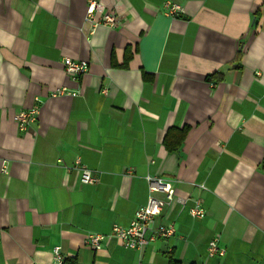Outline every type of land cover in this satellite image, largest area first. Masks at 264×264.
<instances>
[{
    "label": "crops",
    "instance_id": "obj_1",
    "mask_svg": "<svg viewBox=\"0 0 264 264\" xmlns=\"http://www.w3.org/2000/svg\"><path fill=\"white\" fill-rule=\"evenodd\" d=\"M85 8L0 0V264H57L56 246L77 264H264V0H97L117 23L94 30ZM64 57L86 72L72 79ZM146 175L185 199L156 219L174 234L93 250L86 235L146 204ZM213 237L224 255H207Z\"/></svg>",
    "mask_w": 264,
    "mask_h": 264
},
{
    "label": "built area",
    "instance_id": "obj_2",
    "mask_svg": "<svg viewBox=\"0 0 264 264\" xmlns=\"http://www.w3.org/2000/svg\"><path fill=\"white\" fill-rule=\"evenodd\" d=\"M96 6L97 0H86L84 20L92 27V30L99 25L108 27L115 26L117 23L116 17L110 13H102L98 18H95ZM179 11L180 8L178 5H170V12L172 14H176ZM61 62L65 73L74 80L86 72L88 68V62L83 59L64 57ZM103 92H106V90H103ZM52 94L77 95V91H71L67 89V87L62 86L54 90ZM38 112L39 108L37 106L21 109L15 116L18 129L20 131H26L28 126L37 119ZM74 168L79 172L80 181L82 183H93L96 180L91 170L80 163L79 158H76ZM1 170L4 173L7 172L5 164H3ZM145 179L148 183V190L150 192L146 204L135 210L133 218L127 226L114 223L111 228V233L108 235L100 233L86 235V242L93 250L100 249L105 240L111 236L117 238L124 247L135 249L149 242H153L157 238H168L174 234L175 229L172 223L156 224V219L160 216L166 205L174 200L184 205L185 199L175 196L174 185L170 180L152 175H146ZM155 192H161L163 196L157 197L153 195ZM188 212L192 217H201L205 213L204 209L198 204L190 207ZM218 241V237H213L208 242L207 255L209 257L224 255L226 249L220 246ZM53 256L57 264L62 263L63 258L60 254L59 246L54 247Z\"/></svg>",
    "mask_w": 264,
    "mask_h": 264
},
{
    "label": "trees",
    "instance_id": "obj_3",
    "mask_svg": "<svg viewBox=\"0 0 264 264\" xmlns=\"http://www.w3.org/2000/svg\"><path fill=\"white\" fill-rule=\"evenodd\" d=\"M180 134H179V137L180 139L182 140V138H184L185 136V132H186V127H183L182 129L179 130ZM169 132V130H168ZM169 263L170 264H181L178 260L176 259H173L171 256H169ZM61 264H77V261L75 258H66L62 261Z\"/></svg>",
    "mask_w": 264,
    "mask_h": 264
}]
</instances>
